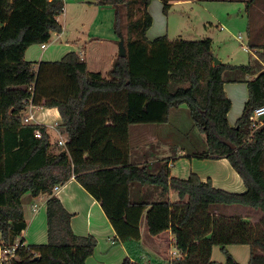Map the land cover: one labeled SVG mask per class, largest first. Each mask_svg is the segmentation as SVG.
<instances>
[{
  "label": "trees",
  "instance_id": "obj_1",
  "mask_svg": "<svg viewBox=\"0 0 264 264\" xmlns=\"http://www.w3.org/2000/svg\"><path fill=\"white\" fill-rule=\"evenodd\" d=\"M150 1L91 0L95 6L114 7L116 32L123 35L126 49L103 77L89 71L76 51L57 61L24 58L28 47L45 44L61 31L56 18L62 0H0V237L6 246L18 242L12 264H86L96 239L72 231L71 213L52 192L71 177L100 203L130 252L139 247L144 217L146 238L165 231L174 237L176 254L167 240L162 264H239L227 245H247V264H264V117L248 138L253 111L264 105V43L249 42L255 57L247 64L214 65L209 37L149 40ZM160 1L164 11L171 5ZM226 80L245 82L248 91L234 125L227 118L231 100L223 88ZM29 104L58 110L57 126L67 136L63 146L51 142L44 125L22 122ZM182 104L205 137V151L193 157L227 159L242 179L243 192L215 187L194 172L187 178L172 176L168 162L152 170L130 161L129 127L166 123L170 108ZM144 186L155 187L156 201L137 195ZM170 191L177 195L174 202L167 197ZM25 194L49 196L45 243L17 239L26 228ZM231 205L246 207L247 216L220 212ZM250 211H258L255 220L249 219ZM214 246L224 262L212 260ZM121 264L144 263L125 257Z\"/></svg>",
  "mask_w": 264,
  "mask_h": 264
},
{
  "label": "crops",
  "instance_id": "obj_2",
  "mask_svg": "<svg viewBox=\"0 0 264 264\" xmlns=\"http://www.w3.org/2000/svg\"><path fill=\"white\" fill-rule=\"evenodd\" d=\"M94 10L97 11V14L92 20L93 23H89L87 20L90 18H87V16ZM76 11H78V15L74 13ZM104 13L111 23L108 33L105 35L99 29L93 32L90 31V27H95L96 25L101 26L103 24V17L105 15L102 14ZM56 19L61 25V31L52 33L51 38L54 36L56 40H61L62 37L66 36V43L62 48L70 49L61 51L58 47L55 48L53 54L50 55L46 52V45L44 48H41V45L35 44L26 49L24 55L26 60L32 62L41 60L57 61L59 56H63L69 51L78 52L81 58L84 59L80 48L79 50H75V47L81 45L82 42H84V44L88 43L91 46L96 43H107L112 45L117 35L116 30L112 26L115 22V16L114 7L111 5L95 6L91 4V0L66 1L61 14L58 15ZM68 27L70 28L69 31H67ZM85 30H87V32ZM84 48L83 46L81 47L82 50H85ZM116 55L112 51L110 66ZM34 65L36 64L34 63ZM226 82H233L226 80L223 84L224 91L231 100L226 91ZM183 105L184 104L176 108H170L168 121L166 123L136 126L135 128L133 126L129 127V141L131 147L129 150V158L131 162L147 164L151 169L153 167L155 168L152 170H157L161 163L168 162L170 174L174 176L172 168L174 166V160L177 157L186 158L188 156H193L195 153L205 151L206 145L201 144V138H199L198 134L195 132L196 135L192 133L193 128H190L191 122L188 118L190 117L189 110L186 105L185 107ZM33 109L36 111H32ZM30 113L33 117L32 122L46 127L47 132L51 136V142L58 141L59 139L63 140L64 143L66 142V134L62 133L57 126L60 122V115L56 108H40L33 106ZM184 126H186V128H184ZM187 129L191 132L190 136L193 137L194 135L195 137L192 138L188 136V134H184V131ZM149 149L150 153L147 155ZM211 160L220 163L221 166L225 168L226 175L223 178H219L209 173H201L200 178L202 180L209 177L213 186L229 192L240 193L245 190L242 179L230 166L227 159L220 158ZM146 188L145 186L138 188L137 195L143 196V192H148L149 198L159 197L157 190L154 188L152 190H146ZM53 194L61 201L65 209L71 213L70 226L72 231L77 235H92L96 239V246L92 255L86 259V264H121L125 257H129L131 260L141 261L144 264L146 260H150V263L162 264L164 253L167 251L165 247L166 241L174 242V237L170 231H165L160 235L146 238L144 229L140 228L141 240L139 247H132L133 251L130 252L127 244L122 243L117 238L100 203L95 200L74 177H71L67 182L62 184L58 191ZM48 197L47 194H40L36 197L25 194L22 198L26 228L20 233L17 239L22 238L25 244H28L29 241H33L32 238L36 239L33 241L36 242V244L45 243L46 241L45 210ZM167 197L171 202L177 200L176 193L172 191L169 192ZM35 199H40L39 205L34 202ZM34 204H36V210L33 212ZM231 206L233 207L236 205ZM241 216L246 217L247 215L243 213ZM226 249L239 264H247L249 258V247L247 245H227ZM211 258L218 262H224L225 260V256L218 246L212 248Z\"/></svg>",
  "mask_w": 264,
  "mask_h": 264
},
{
  "label": "rangeland",
  "instance_id": "obj_3",
  "mask_svg": "<svg viewBox=\"0 0 264 264\" xmlns=\"http://www.w3.org/2000/svg\"><path fill=\"white\" fill-rule=\"evenodd\" d=\"M248 1L249 0H170V7L164 11L162 1L151 0L147 7V11L152 17V25L147 30L146 37L149 40L161 35H166L169 40H175L177 38L200 40L209 37L212 40V53L222 63L236 65L247 64L250 60L252 61V57H255V51L249 48V42L256 44L264 43V1L257 0L255 3H248ZM74 13L78 15V11ZM96 14L97 11L95 10L92 11L91 14L89 13L87 18L90 19L87 21L93 23L92 20L95 18ZM102 15H105V13ZM103 20L104 22L101 26L96 25L95 27H90V31L93 32L99 29L106 35L110 30L111 23L110 20L106 18V15L103 17ZM116 24L117 22L112 24L115 30ZM69 30L70 28L68 27L67 31ZM85 31L87 32V30ZM116 34L112 45L107 43H96L91 46L88 43L84 44V42H82L81 45L74 48L75 50H79L80 48L83 53L82 56L88 64L89 71L100 72L103 77H108L112 51L115 55L118 52V33ZM66 38L67 37L64 36L61 40H56L54 36H52V38L45 43L47 46V54L52 55L55 48L58 47L61 51L70 49L62 48L65 46ZM80 46L85 47V50H82ZM243 46L245 48H243ZM61 57L62 56H59L57 60L61 59ZM252 77L253 75L246 76L247 79H251ZM225 87L232 102L227 118L230 125H234L236 119L241 115L243 104L247 99V86L245 82H226ZM183 106L185 107V105ZM32 111L36 110L33 109ZM188 118L191 122L190 128H193L192 133L195 132L198 134L199 138H201V144L206 145L204 135L193 125L191 118ZM132 126L135 128L136 126L148 125ZM184 128H186V126H184ZM184 134L190 136L191 132L187 129L184 131ZM193 137L195 136L193 135ZM55 151H57V149ZM149 153L150 149L147 155H149ZM152 169L155 168L153 167ZM172 169L173 175L179 178H187L191 172L199 176L201 173H209L219 178H223L226 175V170L220 163L211 159H198L193 156H188L186 158L177 157L174 160ZM146 187V190L155 188L152 186ZM143 196L144 199L148 201L157 200V197L149 198L148 192H143ZM134 199L137 200L139 198L135 196ZM34 202L39 205L40 199H35ZM245 208L246 207L238 205L233 207L222 206L220 212L228 216H241L243 213L245 214L247 212ZM257 212L250 211V220L256 219L258 215ZM140 228H143L146 234L144 217L142 218ZM32 239L33 241L36 240L35 238ZM45 240H47V237ZM33 241H29L28 244H36V242ZM169 249L171 253L175 252L173 241L170 242Z\"/></svg>",
  "mask_w": 264,
  "mask_h": 264
},
{
  "label": "built area",
  "instance_id": "obj_4",
  "mask_svg": "<svg viewBox=\"0 0 264 264\" xmlns=\"http://www.w3.org/2000/svg\"><path fill=\"white\" fill-rule=\"evenodd\" d=\"M66 1H76V0H62L63 6H64V3ZM44 47H45V44H41V48H44ZM243 48H245V47L243 46ZM32 107L33 106L31 104H29L26 107V109L23 111L22 122L24 124H32V123L38 124V123L32 122L33 117L30 113V110ZM263 117H264V105H261L253 111L252 120H251V124H250V134L248 135V138L249 137L251 138V135L253 134V132L263 123L262 122ZM34 136L36 138L41 137V132L39 129L34 130ZM57 144L60 146H63L65 143L63 140L59 139L57 141ZM60 186H61V184L55 185L52 189V192L55 193L56 191H58ZM35 210H36V204H34V206H33V212ZM17 247H18L17 241L14 244L6 246V245H4V243L0 237V264H12V262L17 258V253H16ZM173 254H176V253L174 252ZM145 264H150V260H146Z\"/></svg>",
  "mask_w": 264,
  "mask_h": 264
},
{
  "label": "water",
  "instance_id": "obj_5",
  "mask_svg": "<svg viewBox=\"0 0 264 264\" xmlns=\"http://www.w3.org/2000/svg\"><path fill=\"white\" fill-rule=\"evenodd\" d=\"M118 43H117V46H118V52H117V56L118 57H125L126 56V49H125V45H124V37L121 33H118ZM214 58V65H219L221 64V61L213 56Z\"/></svg>",
  "mask_w": 264,
  "mask_h": 264
}]
</instances>
